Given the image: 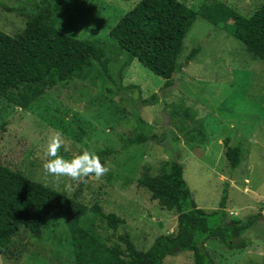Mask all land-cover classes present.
<instances>
[{"label": "rangeland", "instance_id": "1", "mask_svg": "<svg viewBox=\"0 0 264 264\" xmlns=\"http://www.w3.org/2000/svg\"><path fill=\"white\" fill-rule=\"evenodd\" d=\"M40 0H0V31L13 36ZM138 0H67L55 13L53 25L66 35L88 41L103 50L108 70L120 87H137L140 98L157 92L163 80L121 52L108 37L109 28ZM197 11L200 5L219 2L249 17L261 0H178ZM193 47L199 51L185 62ZM179 72L173 86L153 106L139 108L144 136L154 141L124 145L118 135L129 134L132 118L117 96L103 90L109 84L94 65L82 76H72L45 89L26 109L0 97V165L42 183L75 201L98 204L123 224L117 235L127 233L134 248L145 251L154 238L175 232L176 217L161 210L136 184L142 172L158 175L163 164L178 151L183 179L196 206L206 212L218 208L227 185L224 222L257 216L241 236L249 244L227 250L216 239L205 247L213 264H263L264 262V60L247 54L242 45L219 26L196 17L182 40L176 60ZM61 132L62 148L71 156L83 149L105 148L104 165L110 171L87 183L61 178L59 185L45 174V150L50 135ZM240 145L239 165L232 172L224 158L225 146ZM245 180L247 182H245ZM71 184V188L67 187ZM215 218V217H214ZM209 225L216 221L209 219ZM96 238L105 244L114 237L102 224ZM0 264H74L65 220L58 218L39 239L20 228L11 238ZM162 264H193L182 251Z\"/></svg>", "mask_w": 264, "mask_h": 264}, {"label": "trees", "instance_id": "2", "mask_svg": "<svg viewBox=\"0 0 264 264\" xmlns=\"http://www.w3.org/2000/svg\"><path fill=\"white\" fill-rule=\"evenodd\" d=\"M67 5V0H40L20 32L9 36L0 31V97L26 109L45 89L72 76H82L96 65L109 82L103 88L105 93L117 96L131 114L130 133L118 135V141L124 145L155 140L153 135L144 136L139 108L155 105L165 90L173 86L171 74L180 70L176 60L182 40L196 17L219 26L247 54L264 60V0L249 17L219 2L204 3L193 11L178 0H138L109 28L108 37L121 52L163 80L157 92L143 99L136 86L116 84L102 49L70 37L53 25V15ZM198 51V47L191 48L185 62L193 60ZM89 151L97 154L102 164L109 155L105 148ZM239 153V144L225 146L223 155L231 172L239 165ZM60 155L73 158L62 147ZM136 184L161 210L176 217L175 232L157 236L145 251L136 250L127 233L117 235V228L124 221L114 213H105L96 203L83 205L0 165V253H8L11 238L20 228L39 239L58 218L65 220L74 264H162L164 258L182 251L191 253L193 264H213L205 247L207 241L216 239L227 250L248 246V240L240 233L249 229L258 217L224 222L227 185L222 187L216 210L206 212L198 208L183 179L178 151L163 164L160 174L151 176L142 172ZM211 218L216 221L215 226L209 225ZM96 224L108 229L114 242H100L95 236Z\"/></svg>", "mask_w": 264, "mask_h": 264}, {"label": "clouds", "instance_id": "3", "mask_svg": "<svg viewBox=\"0 0 264 264\" xmlns=\"http://www.w3.org/2000/svg\"><path fill=\"white\" fill-rule=\"evenodd\" d=\"M65 141L62 133L57 131L48 138L45 157L46 162L42 167L46 175L53 177V183L59 185L61 178H68L69 181L87 183L88 178L95 177L99 180L105 176L110 168L101 163L100 157L88 149H83L81 154L71 159H65L60 155V149ZM67 187L70 189L71 184Z\"/></svg>", "mask_w": 264, "mask_h": 264}, {"label": "water", "instance_id": "4", "mask_svg": "<svg viewBox=\"0 0 264 264\" xmlns=\"http://www.w3.org/2000/svg\"><path fill=\"white\" fill-rule=\"evenodd\" d=\"M173 76H174V74L172 73V74H171V78H173Z\"/></svg>", "mask_w": 264, "mask_h": 264}, {"label": "built area", "instance_id": "5", "mask_svg": "<svg viewBox=\"0 0 264 264\" xmlns=\"http://www.w3.org/2000/svg\"><path fill=\"white\" fill-rule=\"evenodd\" d=\"M245 182H247V181L245 180Z\"/></svg>", "mask_w": 264, "mask_h": 264}]
</instances>
